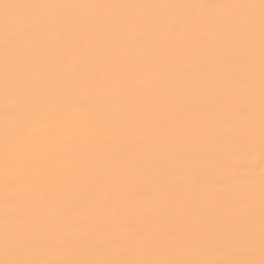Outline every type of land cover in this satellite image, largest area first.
Here are the masks:
<instances>
[{"label": "snow or ice", "instance_id": "snow-or-ice-1", "mask_svg": "<svg viewBox=\"0 0 264 264\" xmlns=\"http://www.w3.org/2000/svg\"><path fill=\"white\" fill-rule=\"evenodd\" d=\"M5 11L0 16V40L4 49V79L0 105L3 108L4 132L0 162L3 169L4 219L0 248L4 258L0 264H264V0L259 3L208 2L187 5H83L78 3H7L0 0ZM85 7H178L208 10L209 14L194 21L184 20L179 31L175 20L126 16L89 21L79 17ZM56 9L55 14L34 11L27 16L11 14L13 9ZM259 9V152H260V223L259 259L255 253V223L251 195L238 206L224 203L217 196L202 205L195 217L161 213L155 228L137 227L129 230L137 217L133 210L149 192L160 191L171 184L176 197L193 188L194 172L163 164L152 174L138 173L134 179L118 186L112 183L116 168H128L127 158L111 166L89 159L92 142L72 136L73 159L59 163L54 138L40 135L42 126L60 125L74 116L81 117L77 127L86 129L96 121L98 112L112 121L108 133L95 138V148L102 149L122 140L129 142L142 136L160 113L138 115L137 128L127 129L121 113L130 111L134 94L149 93L150 79L138 75L130 57L138 47L140 25H155L160 38L149 51L145 73L163 68L161 58L181 65V72H170L162 81L161 106L172 104L186 90L187 78L207 68L208 77L196 90L209 104V118L218 121L225 134L237 131L240 143L229 138L224 145L222 162L237 172V179L254 186L256 129L250 115L255 95V72L252 48L256 21L249 10ZM67 13V14H66ZM75 17V21L71 20ZM71 24V27L69 25ZM91 24L99 27L93 31ZM189 25L190 30H189ZM199 45V48H197ZM74 47L82 48L86 67L69 65L71 71L53 74L50 67H59L68 60ZM101 47L106 57L95 55ZM193 53L189 58L186 53ZM104 71L112 81L101 96H88L95 75ZM118 73V75H114ZM92 101L91 105L89 101ZM62 131V129H58ZM219 158V157H216ZM33 177L39 184V195H22L30 188ZM201 186L213 182L205 167L198 172ZM87 187L88 195L78 212L71 217L79 221L87 233L68 234L69 218L56 210V200L71 204L72 190ZM191 230V235L189 234ZM248 243H241V235ZM67 234V235H66ZM66 240L70 243H66ZM156 244L177 252V258L142 259L104 258L116 249L133 256L144 245Z\"/></svg>", "mask_w": 264, "mask_h": 264}, {"label": "bare ground", "instance_id": "bare-ground-1", "mask_svg": "<svg viewBox=\"0 0 264 264\" xmlns=\"http://www.w3.org/2000/svg\"><path fill=\"white\" fill-rule=\"evenodd\" d=\"M7 3H78L83 5H187L208 2H239V0H6ZM245 2L259 3V0H245ZM4 9L0 7V16L4 14ZM34 11L41 14H55L56 9H13L12 15L27 16ZM67 14V13H66ZM209 14L208 10L196 8H178V7H118V8H100L85 7L79 10V17L86 18L89 21L108 20L116 17L137 16L149 17L156 20H175L178 24L175 27L179 31L184 20L194 21L197 17ZM249 14L255 17L256 27L254 35V45L252 48V62L255 72V95L251 100L250 115L253 127L256 129V152L253 163L254 186L249 189L244 181L238 180L237 172L225 166L222 157L225 152L224 145L231 138L233 147L240 143V133L232 131L227 134L220 128L218 121L222 116H213L209 118V104L203 100L196 92L202 82L208 77L207 68L193 73L187 78L186 90L172 104L161 106L163 100L162 81L166 79L170 72H181V65L174 60L161 58L163 68L160 71H153L150 75L145 73V67L149 62V51L153 48L156 41L160 38V29L155 25H140L137 29L138 47L130 59L142 78L150 79L151 85L149 93H135L131 110L121 113V119L127 120V129L137 128L136 117L138 115L151 114L159 112L160 115L153 125H149L142 136L135 135L129 142L121 141L118 144H110L102 149L95 148V138L100 133H108L112 126V121L108 120L107 115L98 112L94 117L95 123L90 124L86 129L77 127L81 117L74 116L72 119L63 121L60 125L42 126L40 129L41 137L54 138L53 145L57 161L63 164L67 160L73 159V148L70 143L72 136H78L84 142L91 141L89 147V159L98 164L111 166L115 161L121 158H127L128 168L121 172L116 168L111 177L114 185L134 179L138 173L152 174L159 170L163 164L169 167H182L190 172L194 169V186L186 190L182 197L177 198L171 184L164 185L160 191L149 192L140 200L138 206L133 210L137 219L129 230V236L134 235V230L139 227L146 229L145 235L155 228H162V224L157 221L161 213L179 215L183 217L190 214L193 217L197 214L203 204L219 196L224 203L232 206H238L241 201L249 196L252 197L254 207L252 209L255 223V253L256 259H259V223H260V152H259V9L249 10ZM75 17H71L74 22ZM71 27V24L69 25ZM97 24H91L90 29H98ZM189 25V30H190ZM199 48V45H197ZM85 52L82 48L74 47L71 54L59 67H50L49 71L53 74H67L71 71L69 65H79L81 69L85 68L86 62L82 59ZM98 57H106L107 49L101 47L95 53ZM189 58L193 53H186ZM4 49L2 40H0V95H2L4 79ZM118 75V73H114ZM112 81L106 80L104 71L96 73L89 89L88 96L97 97L103 95L110 87ZM92 101H89L91 105ZM3 108L0 105V151L3 147L4 132ZM58 129H62L59 131ZM219 157V158H216ZM201 167H205L213 177V182L209 185L201 186L198 179V172ZM31 187L24 189L22 195H32L34 192L39 195V184L37 178L31 180ZM89 190L81 186L72 190L70 197L71 204L65 205L56 200V210L69 218L68 234H80L85 236L87 233L82 224L77 220L71 219L78 210L81 201L88 195ZM3 169L0 162V237L3 234L5 224L4 203H3ZM191 235V230L189 232ZM67 235V234H66ZM66 243H70L66 240ZM241 243H248L247 233L241 235ZM4 258L3 250L0 248V259ZM104 258L110 259H170L177 258V252L169 246L164 249L156 244L144 245L141 254L133 256L124 249H116Z\"/></svg>", "mask_w": 264, "mask_h": 264}]
</instances>
